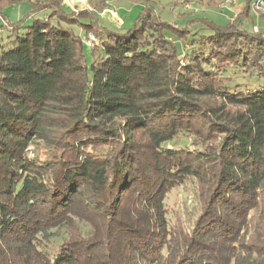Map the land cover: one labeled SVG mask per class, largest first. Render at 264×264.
<instances>
[{"label":"trees","instance_id":"trees-1","mask_svg":"<svg viewBox=\"0 0 264 264\" xmlns=\"http://www.w3.org/2000/svg\"><path fill=\"white\" fill-rule=\"evenodd\" d=\"M138 1L126 30L99 24L106 0H36L0 27V264H264V89L222 75L264 80L253 0L207 34ZM73 27L95 38L89 64ZM188 186L198 210L170 225Z\"/></svg>","mask_w":264,"mask_h":264},{"label":"rangeland","instance_id":"rangeland-1","mask_svg":"<svg viewBox=\"0 0 264 264\" xmlns=\"http://www.w3.org/2000/svg\"><path fill=\"white\" fill-rule=\"evenodd\" d=\"M31 3L36 0H30ZM248 0H149L150 6L154 9L157 16L162 22H166L171 25H176L178 27H188L192 32L198 31L199 34H207V27L205 22L212 23L217 26H224L228 22H232L240 12H242L247 4ZM31 3L27 0L22 1L20 4L14 7H8L2 10V15L0 16V27H6L8 23H13L21 18H24L29 14L31 9ZM143 7L142 1L137 2ZM67 8V7H66ZM138 12L141 9H136ZM43 16V12H39L34 15V19H39ZM100 25L112 30L117 31L115 22L107 20L106 18L97 16ZM254 27L259 30L260 34L264 35V17L256 16L250 4L249 21L243 22V28L246 30H251L252 23ZM31 20L27 21L26 25L30 24ZM73 31L79 35L82 39H85V33L81 32L77 27H73ZM1 38L5 36L2 29L0 30ZM83 41V40H82ZM178 50L180 51V58L182 55V50H186V47L182 42L174 41ZM90 56L89 49L86 50ZM179 58V59H180ZM181 62V61H179ZM90 63V59L87 64ZM184 61L180 65H182ZM227 70V69H226ZM224 77L230 78L229 82L226 84V90L229 92H246L253 90L264 89V80H257L255 78H244L238 74H234L227 70L222 73ZM194 143L188 138H180L177 142V147L180 149L194 148ZM172 147V145H168ZM37 148V149H36ZM39 158L44 156V148H42L41 143L34 142L27 150V156L33 158L36 154ZM196 187H179L171 191L166 197L164 206L166 209V218L168 223L171 225L173 223H179L178 220L186 221L188 217L194 216L198 210L196 196ZM186 219V220H185ZM183 221V222H184Z\"/></svg>","mask_w":264,"mask_h":264},{"label":"crops","instance_id":"crops-1","mask_svg":"<svg viewBox=\"0 0 264 264\" xmlns=\"http://www.w3.org/2000/svg\"><path fill=\"white\" fill-rule=\"evenodd\" d=\"M95 1L97 0H69V4L65 5V7L69 8L70 10H75L76 12L81 11L83 9L91 10L89 4L90 2H95ZM137 2L139 1L138 0H106L105 8L102 12L98 14V16L115 22L116 28L118 30L129 29L132 26L134 20L137 18V16L140 13L136 9L137 8L142 9V6L139 5V3ZM88 49L91 52L90 47L83 45V52L87 62L90 59V56L86 51Z\"/></svg>","mask_w":264,"mask_h":264},{"label":"built area","instance_id":"built-area-1","mask_svg":"<svg viewBox=\"0 0 264 264\" xmlns=\"http://www.w3.org/2000/svg\"><path fill=\"white\" fill-rule=\"evenodd\" d=\"M64 4L68 5L69 0H64ZM251 9L256 16H264V0H253L251 3ZM73 11L76 12L75 10ZM253 31L256 32L257 28L254 27ZM83 44L92 48L95 44V38L91 34H87L85 39H83Z\"/></svg>","mask_w":264,"mask_h":264}]
</instances>
